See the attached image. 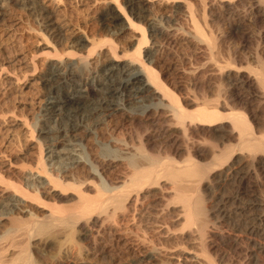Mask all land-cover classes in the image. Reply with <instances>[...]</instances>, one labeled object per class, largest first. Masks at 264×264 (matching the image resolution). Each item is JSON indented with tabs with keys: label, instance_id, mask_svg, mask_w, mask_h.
Returning <instances> with one entry per match:
<instances>
[{
	"label": "bare ground",
	"instance_id": "6f19581e",
	"mask_svg": "<svg viewBox=\"0 0 264 264\" xmlns=\"http://www.w3.org/2000/svg\"><path fill=\"white\" fill-rule=\"evenodd\" d=\"M74 1L77 5L85 0ZM192 1L109 0L99 9L96 0H86L83 4L89 3L92 13L87 17L90 23L76 24L78 33L64 35L53 19L61 0H0L2 14L8 6L45 14L42 28L34 33L46 56L37 76L42 99L37 118L12 124L24 129V138L35 139L33 165L28 171L27 162L26 169L17 168L11 157L4 158L8 155L5 150H0L5 154L0 159V264H76L78 259L76 263L70 260L73 255L83 259L82 253H88L90 247L96 251L106 243L131 256L128 264H229L223 247L234 248L237 235L223 225L229 223V214L214 205L210 185L224 187L231 181L247 199L243 207L249 221L244 230L248 232L247 246L253 243L252 235L264 239V52L260 51L264 0H246L243 18L259 23L258 41L252 44L249 30L241 37L255 65L226 47V57L216 62L214 73L205 76L198 70H183L193 81V90L201 88V98L205 84L212 79L218 83L216 97L203 98L206 101H200V106L195 96L184 93L188 91L184 83L174 82L165 73L166 48L180 46L179 41L185 40L193 49L205 46L206 57L217 60L224 45L216 30L214 10L239 1L220 0L218 4L213 0L209 5L205 0H198L197 5ZM185 4L183 18L180 10ZM156 13L167 14L159 20ZM174 23L180 24L178 28L171 26ZM237 27L229 25L232 30ZM124 37L130 40L122 42ZM30 54L22 53L20 60L34 72L39 64ZM122 59L124 65L118 68ZM238 62L246 68L239 69ZM135 122L139 128L154 125L155 129L139 135L140 130L130 132L128 128L127 132L126 126ZM152 139L162 140L164 151L152 149ZM44 145H48L47 154ZM66 145L78 148V158H72L74 154L68 150L66 158L57 152ZM53 158H58L54 162L57 168L46 162ZM34 175L40 182L33 180ZM154 188L164 206L173 205L171 217L165 221L167 230L176 234L174 241L183 245L197 239L198 247L191 246L196 251L185 244L172 252L160 247L149 250L143 238L144 245L134 244L137 234L134 239L127 235L138 219L137 205L156 196ZM233 199L236 202L238 197ZM48 248L54 251L50 255ZM256 261L264 264V243L257 241L243 264Z\"/></svg>",
	"mask_w": 264,
	"mask_h": 264
},
{
	"label": "rangeland",
	"instance_id": "374dc122",
	"mask_svg": "<svg viewBox=\"0 0 264 264\" xmlns=\"http://www.w3.org/2000/svg\"><path fill=\"white\" fill-rule=\"evenodd\" d=\"M61 1H62V3L59 4V9H58V7L56 8V9H58V11L57 10L55 11L56 14L54 13L53 19H55L54 21H55V24L57 26L62 27V34H64V35L68 34V33L72 34L73 32L76 34L79 32V31H77L78 25H79V27H83L87 21H88V23H90V21L87 19V17L90 18V16L92 15L91 12L90 13L88 12V7L90 6L89 3L92 0H90V1L87 0V2H89L88 3L89 6L87 4H83L86 2V0L84 2L79 3V4L77 3V5H76V2L74 0H61ZM96 1H97V4H99L98 5L99 9H102L103 7L101 5L103 3H105V1L108 2L109 0H96ZM205 1L207 2V5H209L213 2V0H205ZM216 1H218L217 3L219 4L220 0H214V2H216ZM237 1H239V4L237 3L231 7L230 6L225 7L222 5V7H220V11L218 10V8H216L214 10V12H215L214 13L215 14L214 22L216 23L215 26H219V29H216V30H218L217 33L218 34L220 33V35L222 36V38H221L222 46L224 45L223 50L221 47V51H223L224 53L222 52L223 54H221L220 58H218L217 60L211 61L210 59H208V57H206L205 53H203V51H205V48H204L205 46L201 47V49H193V48H191V46L188 45V43H186L185 40L179 41V43H181L180 46L177 45L175 48H170V47L166 48V50H167L166 51L167 52L166 58H168V59H165V61L166 60L167 61L164 64L165 65L164 67H166L165 69H167V70H165V69H163V70L166 71L165 73L168 74V76L174 82H177L180 85L182 84V86L184 83V86L186 88L184 86H183V88L185 90L188 89V91L184 90L185 91L184 93H186V94L188 93L189 96H191V95L195 96L197 99L196 102H197L198 106H200V101L202 102L203 98H206V100H208V97H209V99L210 98L213 99L214 98L213 96L216 97L215 93L218 92L217 91L218 88H216V87H218V83L212 79L210 81V84H205V86H204L205 89L203 91L204 97L201 98L199 96L200 92H202V91H200L201 88L200 89L197 88V89L193 90V86H192L193 81H191L189 77H186L188 75H184V73H182L183 70L187 71V72L191 71V70L192 71L198 70L199 73L204 72L203 73L204 75L205 74H211L214 71V68H215L214 66H215L216 62H221L223 59L222 57H224V59H225L226 53H227L225 50L226 47H228L230 52L232 49L234 50V52L236 50L235 54L237 53V56L239 55L241 57H247L248 61L251 62L252 65L256 64V61L253 58V54L251 53L249 48H246V46H245L246 42L244 40H242L241 37H242V33L244 31L249 30V31H252V37H253V43L252 44H254V41H258L256 35H257V31H258L257 26L259 25V23L257 24L254 21H247V20H246L247 22L244 21L243 18H244V13L246 12L245 10H246V6H247L246 5L247 1L246 0H237ZM244 1H246V3H243ZM192 2H194V0ZM196 2L198 3V0H195L194 5H197ZM194 5H192V7ZM219 6H221V5H219ZM194 7L196 8V6H194ZM6 9H5L6 12L3 13L4 15L0 11L1 12L0 13V148L1 149L0 150H2L3 153L6 152V154H8V155L4 156L5 154L1 153L4 156V158L6 157L5 158L6 160H7V158L9 159V157H11L10 160L11 161L13 160L12 162H13L14 166L18 165V167L15 166L17 168H21V166H22V168L23 167L25 168L28 164L29 165V166H27L28 168L27 169L25 168L28 171V169L31 168L30 165L31 166L33 165L32 157L34 155L32 156V154L36 153L35 152L36 151L35 150L36 149L35 139L29 140V138L27 136L24 138V134H23L24 129H22L21 127H18V128L14 127L13 128L12 124H14L15 122H21V121L23 122L24 119H27L30 121L34 118V121H35V118H37V116H36L37 109L42 104L41 86H40V83L37 79V76L40 75L44 69V67H43L44 61H45L44 58L46 56L43 53V51H45V48L40 47V46H42V44H41L42 41H39V38H37V36H38L37 33H34V32H37V28L38 29L42 28L40 23L41 24L43 23V20L45 19L43 17L45 14H43V15L39 14V12H40L39 10H33V11L32 10H28V11L25 10L24 11L18 7L14 8L13 6H11V8H10V6H8V8H6ZM181 10H183V11H181ZM181 10H180L181 16L183 18H185V15L187 14L185 12L186 11V4L181 8ZM159 13H156V17L157 18L160 17V18H158L159 20H161L162 15L167 14V13H165V14H159ZM35 14H37V16ZM182 14H185V15H182ZM38 16H39V18H38ZM56 16H57V19H56ZM74 16H76V17H74ZM60 23H61V25H60ZM162 23L166 26L165 22H162ZM76 24H78V25H76ZM122 24L123 23H121L119 26L122 27L124 25V24L123 25ZM39 25H40V27H39ZM172 25L173 26L175 25V26H177L176 28H178V26L180 24L174 23V24H171V26ZM229 25H235L238 27L232 30V29H229ZM117 28H119V27H117ZM216 28H218V27H216ZM64 29L67 31L63 32ZM48 32H51V30L48 29ZM13 33L14 34L17 33V34L14 35ZM21 34L24 35V37H21ZM13 35L16 38H14ZM19 37H20V39H19ZM21 38H23V41L24 40L25 41L23 42ZM127 38L124 37V38H122L123 40H121V41L122 42H125L127 40L129 41L130 40L129 37H127ZM260 47H261L260 51L264 52V44L263 45L260 44ZM33 51H34V55H33ZM26 52L29 54L31 53L29 55L30 57L31 56H34V58L36 57V62H37V64L40 65V66L36 65V66H38L37 67L38 69L35 70L36 72L34 71L35 73L30 71L31 70L30 68L25 67V64L22 63V61L20 60L21 54L26 53ZM232 53H233V51H232ZM224 59H223V61H224ZM124 61H125V59H122V60L117 62L118 68L123 67ZM243 62H241V65H239L240 64L239 62L236 64L237 67H239V69L243 70V68L244 69L246 68V64ZM204 75L201 76V74H200L199 77L202 78V77H204ZM205 76H208V75H205ZM8 79H9V81H8ZM105 85H106V82L104 83V85H103V83H101L99 85V88H104ZM206 100H203V101H206ZM203 103H206V102H203ZM202 104H201V106H202ZM136 123L137 122H135L133 124H128L129 126L128 125L126 126L127 132H129V131L134 132L135 130H136V132H138L140 130V132H138V135H139L140 133H143L145 131L152 132L155 129L154 125H150L149 127L140 125V128H139V124L137 123V125H136ZM51 125L52 124H50V126ZM130 125H131V127H130ZM134 125L137 127V129ZM150 127H154V128H150ZM11 128H13V129H11ZM61 128H62V126H61ZM128 128H129V131H128ZM144 128H146L147 130ZM14 130L15 131L17 130V131L15 132ZM16 134L19 135L18 138L16 136L14 137V135H16ZM14 139H16V140H14ZM13 141H14V143H12ZM160 144H162V145L160 146ZM163 145H164V143H162V140L157 139V141H156V139H152L150 147L152 149H154L155 151H158L160 148L159 151L162 152V149L166 148V145H165V147ZM34 146H35V148H34ZM71 146H69V145L59 146L57 148V152L60 154L64 153L62 155L63 158L68 157V155H67L68 152H69V154L71 153V156H72V153L74 154L72 158H74V159L78 158L77 156L80 155L79 154L80 151H78L77 147L75 148V147H73V146L71 147ZM72 148L75 149L74 152H71ZM164 149H163V151H164ZM4 150H5V152H4ZM67 150H68V152H67ZM48 151H49L48 145H44V152H45L44 154H47ZM65 151L67 152V154L65 153ZM1 154H0V159L2 160ZM25 155H27V156L25 157ZM28 155L30 157H28ZM22 157H23V160L21 159ZM29 158H31V161ZM5 159H3V160L5 161ZM53 159L52 160L48 159V161H46L49 164L48 166H50V167H52L51 165H53V166L57 165L58 166V164L54 163V162H56V160H58V158H53ZM26 162H27V164H26ZM15 163H17V164H15ZM57 166L55 168H57ZM121 174L122 173L118 172L117 176L119 175L118 177H120ZM34 177H36V178H34ZM32 178H33V180H35V182L36 181L40 182L39 179H41V178H38L36 175H34ZM211 185H210V192L211 191L213 192V187H214V192L213 193L211 192L214 196V198H213V200L215 202L214 205L217 204L222 212H224L225 214H229V215H227L229 217L228 218L229 220L227 219V221H226V223L227 222H229V223L223 224V225H225V226L227 225V227H229L228 229H230V230H233V231L235 230L236 235H237L234 248L233 247L232 248L223 247V250H225L227 252L226 256H227L228 262H229V264L230 263L231 264L232 263L233 264L234 263L235 264L246 263L247 251H250L252 248L255 247L256 241H257V243H259V242L264 243V239H261L258 236L252 235L253 243L251 245L248 244V246H247L246 241H247V237H248V232H245V231H246V226L249 224L248 223L249 221L246 219L247 210L245 208H243L244 202L247 199L245 196L239 195V193H238L239 190H237V183H235L234 181L224 183V187H223V184L218 185V184L213 183ZM215 185H217V186H215ZM211 187H212V189H211ZM167 190H164V191H167ZM215 190L216 191L218 190L219 192L217 191V193H216ZM153 192H154V194L157 193L156 196L155 195L149 196V198H147V201L146 200L144 201L145 202L144 204L140 200V202L143 205H140V204L137 205L136 208L140 207L137 210V213H138L137 218L138 219L135 220L137 222V225H135L136 224V222H135L134 226L132 227L134 232L132 231L131 233L129 232L127 234L128 236L131 234L129 238L134 239L133 237H135L136 235H133V234H137L138 237L136 236V238H137L136 242L133 241V243L134 244L143 243V241H146V242H144L145 245H144V243H143V245L145 248L147 247V249H149V250L151 249V247H152V249H153V247H155L154 249H157V250L162 249V251H165V249H166V252H172L178 247L187 245L185 247H187L188 249L190 248V250H192V251L193 250L196 251L198 248L196 249L194 247H198V242H196L197 239L192 240V242L195 241V243L193 242L194 244L190 240V241L184 243L185 245L176 243L174 241V240H176L175 239L176 234L174 232V234L172 235V233H171L172 230H170V232L167 230L166 221H165V217L166 218H169V216L171 217V214H172L171 212L173 211V207H172L173 205L172 206L171 205L170 206H168V205L164 206L165 202H163L164 200H161V194L158 191V189L154 188ZM214 193H215V195H214ZM235 197H238L236 202L233 199ZM219 199L220 200L222 199V200L220 201ZM241 199H242L243 203H242ZM149 203L151 204V207H147V206H150ZM142 208H143V210H142ZM147 208H148V210H147ZM141 212H142V214L144 212V215H142ZM139 217H140V219H139ZM138 220L141 222V224ZM230 226L234 227V229L233 228L231 229ZM134 229H136V230H134ZM143 234H145V235H143ZM138 239H139V242H138ZM148 241H150L153 245H151L150 242L148 243ZM154 241H156V242H154ZM196 244H197V246H196ZM148 245H149V247H148ZM193 245H195L193 247L194 249L191 247ZM158 247H160L161 249H158ZM91 249H92V247H90L88 249V251H87L88 253H82L83 259L79 258V255L78 256L73 255V258L75 261L73 260V258H71L70 260H72V262L76 263V260L78 259L76 264H82V263L83 264H124V263L128 264L130 262L129 260L132 258L129 255H124V254L118 253L117 250H114L115 248L114 249L111 248L109 245H107V243L105 246L103 244V247L97 248L99 253L97 252V250L95 251V250H93V249L91 250ZM108 249H110V251ZM89 251L90 252L92 251L93 253L91 252L92 253L91 254ZM53 252L54 251L50 250L49 248L46 251V253H48L49 255ZM112 252H114V253H112ZM96 253H97V255H96ZM86 254H87V257H86ZM81 260H83V261H81ZM68 261H69V258H68ZM79 261H81V262L79 263ZM158 264H160V263H158ZM161 264H165V263H161ZM252 264H260V261L253 262Z\"/></svg>",
	"mask_w": 264,
	"mask_h": 264
}]
</instances>
